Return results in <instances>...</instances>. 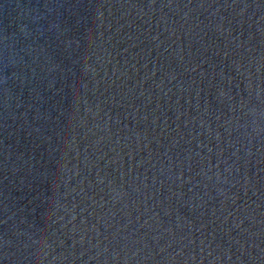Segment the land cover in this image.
Here are the masks:
<instances>
[{"label":"water","instance_id":"1","mask_svg":"<svg viewBox=\"0 0 264 264\" xmlns=\"http://www.w3.org/2000/svg\"><path fill=\"white\" fill-rule=\"evenodd\" d=\"M0 264H264V0H0Z\"/></svg>","mask_w":264,"mask_h":264}]
</instances>
